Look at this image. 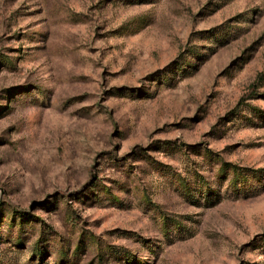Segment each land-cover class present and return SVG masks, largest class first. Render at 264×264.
<instances>
[{
	"label": "rangeland",
	"instance_id": "rangeland-1",
	"mask_svg": "<svg viewBox=\"0 0 264 264\" xmlns=\"http://www.w3.org/2000/svg\"><path fill=\"white\" fill-rule=\"evenodd\" d=\"M261 72L264 0H0V264H264Z\"/></svg>",
	"mask_w": 264,
	"mask_h": 264
},
{
	"label": "trees",
	"instance_id": "trees-1",
	"mask_svg": "<svg viewBox=\"0 0 264 264\" xmlns=\"http://www.w3.org/2000/svg\"><path fill=\"white\" fill-rule=\"evenodd\" d=\"M263 74H264L263 72H261V73L258 74L257 79H256V82H258L262 78Z\"/></svg>",
	"mask_w": 264,
	"mask_h": 264
}]
</instances>
